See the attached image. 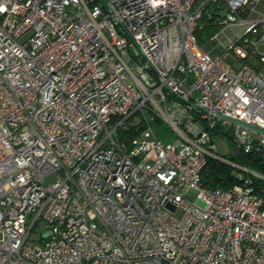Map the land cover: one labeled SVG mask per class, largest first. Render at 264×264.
Wrapping results in <instances>:
<instances>
[{"label":"built area","instance_id":"2783aa9c","mask_svg":"<svg viewBox=\"0 0 264 264\" xmlns=\"http://www.w3.org/2000/svg\"><path fill=\"white\" fill-rule=\"evenodd\" d=\"M256 5L0 0V264H264V176L202 180L218 128L264 155V74L196 33Z\"/></svg>","mask_w":264,"mask_h":264},{"label":"trees","instance_id":"16d2710c","mask_svg":"<svg viewBox=\"0 0 264 264\" xmlns=\"http://www.w3.org/2000/svg\"><path fill=\"white\" fill-rule=\"evenodd\" d=\"M201 24L202 27L196 32L198 41L201 45L219 33L222 29V26L214 23V20L208 18L207 15L201 19ZM237 42L240 43L241 41L238 40ZM137 133L138 128L135 126H131L130 128L121 131L122 138L125 140H128ZM214 134L216 136L225 137L234 143L233 136L229 132L218 128L214 130ZM235 153L239 161L229 159L235 163V165L214 157H209L207 164L202 171L203 182L208 186L230 188L241 182V176L248 175V172L242 169L241 166L247 167L248 169L264 176V155L262 153H244L242 151H236ZM249 175L252 176L257 191L262 190L264 188V177L252 174Z\"/></svg>","mask_w":264,"mask_h":264},{"label":"rangeland","instance_id":"374dc122","mask_svg":"<svg viewBox=\"0 0 264 264\" xmlns=\"http://www.w3.org/2000/svg\"><path fill=\"white\" fill-rule=\"evenodd\" d=\"M249 27L250 24L245 21L222 27L216 38L213 40L208 39L203 43V46L206 48L210 47V54L212 56L223 54L231 64L237 65L241 64L244 60L240 59L234 49L236 46L242 47L243 45L247 54L246 58L249 56L247 61L252 65L259 66L260 61L258 57L259 54H264V41L260 40V38L258 39L256 35L250 34L248 32ZM262 36L264 37V28ZM247 39L249 41H246ZM238 40H240L241 42H237ZM241 43L242 45H240ZM132 50L135 51V48H132ZM154 130L160 137L167 134L166 136L162 137L164 141L174 140L172 133L168 130L164 123H156L154 126ZM215 142L218 148V153L221 156H225L227 159H234L236 161H239L235 153L236 146L234 143H232L227 138L220 136L216 137ZM51 180L52 179L50 178L47 179L46 183H49Z\"/></svg>","mask_w":264,"mask_h":264},{"label":"crops","instance_id":"0c3cea01","mask_svg":"<svg viewBox=\"0 0 264 264\" xmlns=\"http://www.w3.org/2000/svg\"><path fill=\"white\" fill-rule=\"evenodd\" d=\"M263 12H264V0H257L256 11L249 13V14L246 16V19H247L248 22L251 21V20H254V19H256L260 14H262ZM217 35H218V33H217L215 36H213L211 39H212V40L215 39ZM257 38L259 39L260 37H257ZM260 40H263V41H264V38H260ZM203 45H204V44H202L201 46L206 50V52H208V53L210 54V47L206 48V47H204ZM240 45H242V43H241ZM242 48H244L243 45H242ZM210 55H211V54H210ZM211 56H212V55H211ZM248 58H249V56H248L246 59H243V60H244L245 62H248V61H247ZM258 59H259V61H260V65H259V66H255V65H253V66L256 67L259 71H261V72L264 74V62L260 59V57H258ZM250 64H251V63H250Z\"/></svg>","mask_w":264,"mask_h":264},{"label":"water","instance_id":"95a60500","mask_svg":"<svg viewBox=\"0 0 264 264\" xmlns=\"http://www.w3.org/2000/svg\"><path fill=\"white\" fill-rule=\"evenodd\" d=\"M48 235V233L45 234V236Z\"/></svg>","mask_w":264,"mask_h":264}]
</instances>
